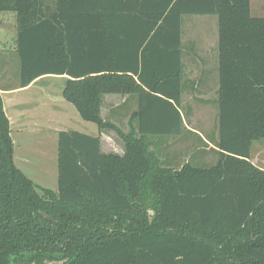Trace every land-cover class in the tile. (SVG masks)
Instances as JSON below:
<instances>
[{"label": "trees", "instance_id": "obj_1", "mask_svg": "<svg viewBox=\"0 0 264 264\" xmlns=\"http://www.w3.org/2000/svg\"><path fill=\"white\" fill-rule=\"evenodd\" d=\"M0 12L17 14L22 86L67 76L64 100L124 142L104 153L100 135L60 131L56 194L14 164L0 93V264H264V170L251 161L264 140V17L251 0H0ZM184 16L218 18L212 166L172 167L152 150L184 128ZM105 95L138 99L129 133L103 119Z\"/></svg>", "mask_w": 264, "mask_h": 264}, {"label": "crops", "instance_id": "obj_2", "mask_svg": "<svg viewBox=\"0 0 264 264\" xmlns=\"http://www.w3.org/2000/svg\"><path fill=\"white\" fill-rule=\"evenodd\" d=\"M56 0H44L45 5H49L53 8L55 6ZM46 8V7H45ZM7 13H14L15 15H9ZM2 14L0 17V27L6 25V29L0 31V93L2 95L4 110L8 116L11 124V137L14 142L13 137H16L18 134H26L28 132H34V136H44L45 129L53 131L51 135L56 137L58 140V134L61 131V126L65 125L63 121L67 116V101L62 98L61 90L57 94V91H54L51 85L49 87H40V84L47 79H56L61 80L68 79L67 76H55L47 75L41 78H38L30 85L23 87L21 83V60L17 52V36H18V20L17 14L15 12H0ZM11 16V17H9ZM185 17V16H184ZM218 19V18H217ZM211 21V20H209ZM194 22V21H193ZM213 22V21H211ZM192 23V22H191ZM197 21L193 25H196ZM10 25L11 29L7 30V26ZM184 27V24H183ZM182 27V61L184 64V94L182 96L181 103V115L183 119L184 128L182 133L179 136H161L154 137V150L159 156L160 160L166 165L172 167H182L184 164L190 163L192 155H196L195 163L199 165H210L214 162L206 161L207 154H212L218 156L217 151V142L219 139L218 131V89H219V51H218V78L215 77L217 71L216 57H215V47L214 45L213 56L214 57V69H205L203 67L197 72H192L191 69L188 70L185 65V60L194 65L196 62L204 63L201 58L200 53V42L197 41L195 37L190 35V44L188 45L184 37V29ZM8 34L12 35V43L10 44L7 40ZM216 40V37H215ZM219 41V33H218ZM14 62V69L12 70V61ZM13 72V73H12ZM39 89V92L42 93V97L31 98L22 96L21 94H26L33 89ZM211 92H214V99H205L203 96L210 95ZM63 95V94H62ZM190 98L194 102L201 104H213L217 110V121L214 129L204 134L203 132L191 127V122H194L193 118V107L190 105ZM138 110V99L135 96H120V95H105L103 97L101 115L105 121L112 123L113 125L120 128L125 134L129 133L131 130V121L134 114ZM58 112L59 115H56L55 112ZM20 113L21 115H18ZM21 117V123L16 120V117ZM60 122V123H59ZM133 127H136V122H133ZM87 126V125H85ZM91 128V127H87ZM206 129V128H205ZM84 134L87 132L80 131ZM96 133V134H95ZM16 134V135H15ZM93 137L99 136L102 141V151L104 153H112L113 147L109 146L111 150L105 151L103 148V141L108 137H119L115 131L108 130L100 132L99 129L97 132H92L87 134ZM39 136V137H40ZM190 139L196 141V145L190 148ZM115 142V141H114ZM115 144H117L115 142ZM112 145V144H110ZM114 145V143H113ZM112 145V146H113ZM254 145V144H253ZM124 146V142H123ZM120 148V146H118ZM193 149V150H192ZM192 152H191V151ZM191 152V153H190ZM193 153V154H192ZM120 155L124 154L123 152L117 153ZM218 160V158H217ZM194 161V160H193ZM251 161L253 164L264 170V166L259 164V161L254 158V155L251 154ZM194 163V164H195Z\"/></svg>", "mask_w": 264, "mask_h": 264}, {"label": "rangeland", "instance_id": "obj_3", "mask_svg": "<svg viewBox=\"0 0 264 264\" xmlns=\"http://www.w3.org/2000/svg\"><path fill=\"white\" fill-rule=\"evenodd\" d=\"M9 15H15L14 13ZM251 14L254 17H264V0H251ZM2 14H0V17ZM11 17V16H9ZM213 22H211V21ZM197 21L196 25L191 27V24ZM192 22V23H191ZM3 29H6V25L2 26ZM0 27V31H3ZM10 25L7 26V30H10ZM184 37L187 44H190V35L195 37L198 42H200V53L201 58L203 59L204 63L196 62L195 66L190 65L189 62L185 60V65L187 66L188 70L191 69L192 72H197L200 70V67L205 69H214V45L216 41V64H217V71L215 77L218 78V19L216 16H185L184 17ZM4 32V31H3ZM216 37V40H215ZM9 42V49L10 44L12 43V35L8 34L7 38ZM12 61V70L14 69V62L13 58ZM13 73V72H12ZM199 73V72H197ZM219 80V79H218ZM66 81L64 79L56 80V79H47L44 80L40 87H52L54 91H57V94L60 93L63 98V89L65 86ZM22 96L28 97L31 100L33 98L42 97V93L39 92V89L35 88L26 94H21ZM205 99H214V92H211L210 95L203 96ZM67 116L66 119L60 122H63L65 125L61 126V131H85L86 134H91L92 132H97L98 127L97 125L84 121L80 115L78 114L76 108L67 102ZM190 105L193 107V118L194 122H191V127L196 128L207 134V132L214 129L217 121V110L213 104H201L198 102H194L192 98H190ZM56 115L59 113L56 111ZM18 115H21L18 113ZM16 120L21 123V117H16ZM59 122V123H60ZM87 125V126H85ZM91 127V128H87ZM206 128V129H205ZM45 135L42 136H34V132H28L26 134H18L14 138L15 146H14V154L13 160L16 167L26 175L34 184L44 189L50 190L54 193H58V140L56 137H53L51 133L53 131H49L45 129ZM116 133V132H115ZM96 134V133H95ZM98 137V136H96ZM117 144H115V142ZM14 143V142H13ZM114 143V145H113ZM112 144V145H110ZM196 141L190 139V148L194 149L196 145ZM252 146L251 154L254 155V158L259 161V164L264 166V140L255 141ZM113 147L112 153H121L123 152V141L121 137H108L103 141V148L105 151L111 150ZM120 146V148L118 147ZM154 148H152L153 150ZM192 149V150H193ZM191 151V150H190ZM192 152V151H191ZM190 152V153H191ZM193 154V153H192ZM214 158V162H212L208 166H212L217 164L218 156L212 154H207L206 161H212ZM192 162L195 163L196 155H192L191 158ZM194 160V161H193ZM197 164V163H195ZM200 166V165H199Z\"/></svg>", "mask_w": 264, "mask_h": 264}, {"label": "flooded vegetation", "instance_id": "obj_4", "mask_svg": "<svg viewBox=\"0 0 264 264\" xmlns=\"http://www.w3.org/2000/svg\"><path fill=\"white\" fill-rule=\"evenodd\" d=\"M48 257H49V259L42 261V263H38V262L28 263L30 261L29 259L27 261H25V259H23L21 262H22V264H66V262H67L66 259H62V255H60V254L54 255L53 259L50 256H48Z\"/></svg>", "mask_w": 264, "mask_h": 264}]
</instances>
